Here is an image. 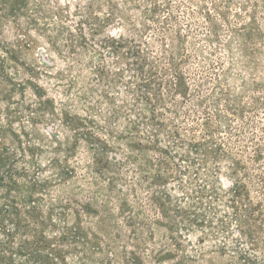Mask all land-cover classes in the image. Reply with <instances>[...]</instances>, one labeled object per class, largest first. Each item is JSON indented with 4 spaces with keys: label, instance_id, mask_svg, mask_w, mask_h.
Listing matches in <instances>:
<instances>
[{
    "label": "rangeland",
    "instance_id": "rangeland-1",
    "mask_svg": "<svg viewBox=\"0 0 264 264\" xmlns=\"http://www.w3.org/2000/svg\"><path fill=\"white\" fill-rule=\"evenodd\" d=\"M9 242L15 264H264V0H0Z\"/></svg>",
    "mask_w": 264,
    "mask_h": 264
},
{
    "label": "trees",
    "instance_id": "trees-1",
    "mask_svg": "<svg viewBox=\"0 0 264 264\" xmlns=\"http://www.w3.org/2000/svg\"><path fill=\"white\" fill-rule=\"evenodd\" d=\"M10 236V234L8 235V237ZM41 245H43V243H35L34 244V246H32V247H28V249H29V251H34V249L35 250H37L38 249V247H44L45 245H43V246H41ZM0 264H15V261H14V257H12L11 256V254H10V256L9 257H7L6 256V253H8V252H6L5 254H2V252L3 251H7V250H10L11 249V244H10V242L9 243H4V244H0ZM10 253V252H9ZM52 253V255H54L55 257H58V259H60L62 262H66V259H65V256L63 257V254H61L60 253V251H52L51 252ZM23 256H25V255H23ZM46 259H47V264H52L51 263V257L49 256V255H47L46 256ZM27 261H30V259L29 258H27ZM142 263L141 262V260L140 259H138V258H135L134 259V261H132V263L133 264H137V263ZM132 263H130V264H132ZM245 264H254V263H252V261H250V260H247L246 262H244Z\"/></svg>",
    "mask_w": 264,
    "mask_h": 264
}]
</instances>
